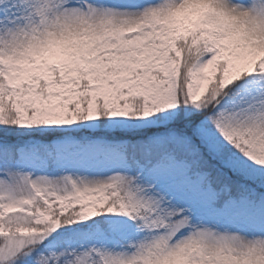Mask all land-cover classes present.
Instances as JSON below:
<instances>
[{
	"label": "snow or ice",
	"instance_id": "1",
	"mask_svg": "<svg viewBox=\"0 0 264 264\" xmlns=\"http://www.w3.org/2000/svg\"><path fill=\"white\" fill-rule=\"evenodd\" d=\"M0 264H264V0H0Z\"/></svg>",
	"mask_w": 264,
	"mask_h": 264
}]
</instances>
